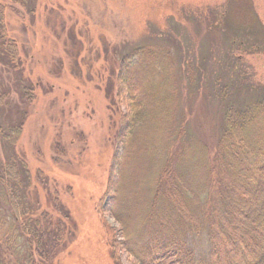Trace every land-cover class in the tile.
Wrapping results in <instances>:
<instances>
[{
	"label": "rangeland",
	"instance_id": "1",
	"mask_svg": "<svg viewBox=\"0 0 264 264\" xmlns=\"http://www.w3.org/2000/svg\"><path fill=\"white\" fill-rule=\"evenodd\" d=\"M33 1V15L16 3L5 12L6 34L17 39L22 66L13 74L0 64V87L9 88L11 103L0 109V125L22 123L21 112L27 117L20 135L8 126L3 127L6 133L0 129V160L11 162L14 157L12 162L20 163L17 169L25 165L29 174H19L21 180L30 178L25 202L39 205L40 216L66 212L76 225L53 264H142L131 246L122 244V223L108 209L116 157L126 143L135 142L127 132L132 108L117 76L119 56L132 47L163 44L171 50L172 71L164 79L169 88L159 94L166 99L168 120H160L162 132L152 135L157 139L154 150L185 129V147L207 145L212 159L219 151L225 106L242 109L256 100L255 88H264V0ZM200 13L213 17L209 26L194 18ZM77 19L81 24L75 26ZM82 46L87 58L76 60ZM229 55L236 58L232 65ZM159 67L154 85L159 83ZM219 74L222 83H236L227 96L212 90L219 88ZM22 82L35 89L29 103L19 94ZM8 135L16 142L10 143ZM179 147L176 143L164 152L171 158ZM137 154L134 180L148 179L145 189L156 178L150 167L156 162ZM8 243L1 244L5 257ZM10 264L19 263L12 256Z\"/></svg>",
	"mask_w": 264,
	"mask_h": 264
},
{
	"label": "trees",
	"instance_id": "2",
	"mask_svg": "<svg viewBox=\"0 0 264 264\" xmlns=\"http://www.w3.org/2000/svg\"><path fill=\"white\" fill-rule=\"evenodd\" d=\"M14 3L26 6L32 15L37 7L33 0H0V64L13 74L22 66L20 50L17 39L10 40L6 34L4 22L7 8L11 9ZM194 18L209 26L213 17L200 13ZM79 19L75 26L81 24ZM154 35L163 39L160 33ZM162 46L132 47L119 56L117 76L124 83L132 108L126 123L127 132L135 139L126 143L124 152L117 155L110 184L114 194L108 209L118 214L122 223L125 238L122 244L127 249L131 246L142 264H264V88H255L256 100L242 109L225 106V125L219 146L217 144L219 151L212 159L207 145L185 147V129L178 130L170 144L156 152L154 136L162 132L161 123L168 120L164 111L166 99L159 94L169 88L164 79L173 66L171 50ZM85 51L86 48L75 59L87 58L82 56ZM229 57V65H232L236 58ZM237 60L240 62V57ZM157 65L161 72L157 77L159 83L154 85ZM185 73L188 80L193 81L188 66ZM221 78L220 74L215 77L219 88L212 90L227 96L226 92L235 88L236 83L227 85ZM188 83L192 89V82ZM20 86L22 100L29 103L27 100L32 98L35 89L24 82ZM0 90L1 109L11 103L9 88L3 85ZM26 115L27 112L19 115L22 123L0 125V129L8 126L20 135ZM7 139L16 142L10 135ZM176 143L181 147L168 158L164 151H170ZM138 152L146 162H156L150 166L156 178H151L145 189L143 184L148 179L134 180V156ZM254 153L257 158L254 155V159H250ZM13 159L11 162L0 160V249L2 243L9 242L5 250L8 256L0 252V264H10L12 256L19 264H53L55 257L66 248L68 235L75 234L76 225L66 212H53V215L44 212L40 216L36 211L39 205L25 202L29 187L26 180L30 178L21 180L19 174L29 173L24 164L17 169L19 160L14 163ZM199 169L201 173L195 174ZM55 201L58 202V198ZM32 215L35 217L31 218ZM22 241L26 242V247L21 246ZM19 258L23 259L22 263Z\"/></svg>",
	"mask_w": 264,
	"mask_h": 264
}]
</instances>
